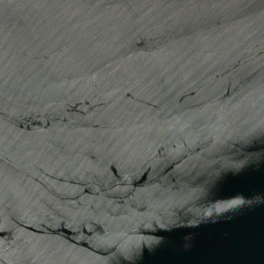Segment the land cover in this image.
I'll use <instances>...</instances> for the list:
<instances>
[{
    "label": "water",
    "instance_id": "95a60500",
    "mask_svg": "<svg viewBox=\"0 0 264 264\" xmlns=\"http://www.w3.org/2000/svg\"><path fill=\"white\" fill-rule=\"evenodd\" d=\"M0 264H264V0H0Z\"/></svg>",
    "mask_w": 264,
    "mask_h": 264
}]
</instances>
